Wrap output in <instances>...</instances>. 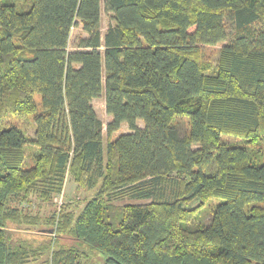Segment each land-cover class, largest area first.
<instances>
[{
  "label": "trees",
  "instance_id": "1",
  "mask_svg": "<svg viewBox=\"0 0 264 264\" xmlns=\"http://www.w3.org/2000/svg\"><path fill=\"white\" fill-rule=\"evenodd\" d=\"M100 1L0 0V264H264V0Z\"/></svg>",
  "mask_w": 264,
  "mask_h": 264
},
{
  "label": "rangeland",
  "instance_id": "2",
  "mask_svg": "<svg viewBox=\"0 0 264 264\" xmlns=\"http://www.w3.org/2000/svg\"><path fill=\"white\" fill-rule=\"evenodd\" d=\"M110 22V17L109 14L105 12L104 10V5H103V0L100 1V32L101 36H103L106 27L108 23ZM79 29L73 28L70 33V44L73 42L74 37L79 33ZM226 41L224 42H218L214 45H205L203 46V56L205 59L211 61L214 63L217 58L218 50L219 48L225 44ZM103 48V47H101ZM35 99L38 103V106L40 104V95L36 94ZM92 104L94 107V110L100 120L103 123V140L104 144L106 143L107 140V134L105 130L106 123L110 120V116L106 113L105 111V103H104V92L102 91L99 96L93 98ZM39 108V107H38ZM36 113L33 114H28L25 116H10L8 119L3 121V127H9V126H14L17 129H19L22 133L25 134V136L28 138L33 137L34 135V116ZM184 119H179V121L183 122ZM187 121V127H188V119L185 118ZM139 124H142L141 121H139ZM128 130V127L125 123H123L119 129V131L115 132L112 134V137H116V135L121 132V131H126ZM223 141H226L231 144H243V141L240 137L232 136V135H222L221 136ZM28 138V139H29ZM262 145L264 146V135L262 136ZM38 153L37 148L32 145L31 143H28L25 146V161L23 163L24 168H29L30 166L33 165L34 162V156ZM264 161V159H263ZM93 191L83 189V188H77L75 182L73 181V178L68 175L65 180L64 184V189H63V194L59 195L55 198L56 204H60L62 202H74L79 205H81L85 199L89 198L92 195ZM221 199H212L209 202H207L204 205V210H210L213 209L217 203H219ZM11 230H13V235L17 237H30L29 233L25 232L24 228H18V227H13ZM34 232V231H32ZM35 233V232H34ZM31 236H34L32 233ZM37 240H41L42 237L39 235L36 236Z\"/></svg>",
  "mask_w": 264,
  "mask_h": 264
}]
</instances>
